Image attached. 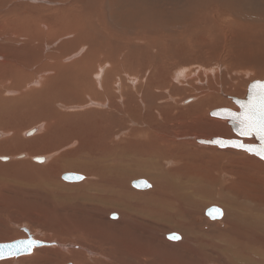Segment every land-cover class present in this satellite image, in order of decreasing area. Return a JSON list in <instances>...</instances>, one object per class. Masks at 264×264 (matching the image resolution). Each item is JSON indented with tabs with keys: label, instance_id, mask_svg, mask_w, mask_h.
Segmentation results:
<instances>
[{
	"label": "rangeland",
	"instance_id": "374dc122",
	"mask_svg": "<svg viewBox=\"0 0 264 264\" xmlns=\"http://www.w3.org/2000/svg\"><path fill=\"white\" fill-rule=\"evenodd\" d=\"M0 2L2 13L13 10L15 26L23 29L20 22L28 21L24 29L32 27L35 33L33 40L21 37L19 43L14 44L12 50L20 52L18 61L23 65L20 69L24 78H16L22 80L19 85L9 83L10 93L0 98V150L10 157H13L11 150L14 156L29 153L20 159L22 161L15 158L0 161V243L25 239L24 227L33 239L65 246L2 259L0 264H231L217 256L211 246H205L213 242L211 240L201 246L196 243L183 249L175 247L183 241L181 233L170 229H177L173 223V227L166 225L161 211L156 212L157 219H150L151 222L140 219L134 222L133 215L125 213L123 216L122 211L92 201L98 191L91 183L97 178L90 173L101 169V163L94 161L107 153L109 144L128 149L127 143L135 146L141 143L146 149L154 140L151 125L164 128L175 142L192 143V148L205 145L201 146L193 138H233L228 123L210 117L209 113L232 107L238 111L231 97L243 98L251 82L264 79V0ZM52 24L66 28L59 34L50 29ZM41 32L44 34L38 36ZM56 60L65 66L60 72L54 70ZM97 66L101 69L96 71ZM39 76L46 77L41 86L33 83L37 89L22 90ZM102 78L106 87L101 90L98 82ZM164 82L167 84L163 85ZM152 96L155 100H150ZM184 100L192 101L184 104ZM198 106H202L206 116L200 117L199 137H192L193 131H187L185 125L190 124L196 114L201 116ZM188 107L192 113L181 111ZM126 110L134 114L133 121L141 122L129 121ZM222 125L227 135L215 133ZM37 127L38 130L32 132ZM170 129L174 134L171 135ZM243 143H254V140L243 139ZM209 146L215 149L213 155L216 156L209 165L199 162L200 155L176 161L179 156L175 154L179 155L182 150H175L173 157L171 154L169 159L161 161V172L171 180L170 184L175 180L169 176L168 168L177 165H184L192 172L216 170L218 180L212 187L207 186L214 195H209L210 200L198 199L201 207L191 210L195 212L192 218L186 217L197 227L193 234L195 239L207 234L212 227H224L222 204L226 200L217 195L216 189L229 182L231 176L235 177L234 183L247 180L253 183V188H264V161L242 150ZM87 153L90 159L84 160ZM44 155L53 159L48 162L43 159L40 163L31 159ZM166 155L168 152L162 153ZM170 160L175 161L174 165L168 163ZM84 161L89 167L81 170L76 163ZM69 172L80 173L84 178L77 183L63 181L60 176ZM138 179L146 180L150 188L144 191L134 188L131 182ZM128 186L137 194L154 189L143 175L130 178ZM212 207L222 210L219 219L206 215L205 211ZM111 214L116 217L110 218ZM88 231L96 236L99 233L98 238L90 236ZM167 234L179 238L173 241ZM146 253L152 255V260L139 258V254Z\"/></svg>",
	"mask_w": 264,
	"mask_h": 264
},
{
	"label": "bare ground",
	"instance_id": "6f19581e",
	"mask_svg": "<svg viewBox=\"0 0 264 264\" xmlns=\"http://www.w3.org/2000/svg\"><path fill=\"white\" fill-rule=\"evenodd\" d=\"M1 5H2V2H0V21L2 22V23H0V98H3V95L7 96V94L10 93V88L11 87L8 86L9 83L12 86H16V85L21 84L20 82L22 81V80L19 81V80L16 79V78L20 79V77L22 76V74H21L22 72H21L20 68H22L23 65L18 61V60H20V56L21 55L18 56L20 54V52L19 53H14L12 48L14 47V44H18L19 43L18 39L21 38V37H23V38L25 37L26 39L28 37H32L28 41L33 40L35 38V33H34V30H33L32 27L24 29L23 25L24 24L28 25V21L20 22V23L23 24V25H21V27L23 29H21L18 26H15L13 22L16 19H15V14L12 12L13 10H10L9 12L6 11V13H2L1 12ZM82 8H84V7H82ZM16 18H17V16H16ZM18 19H22V18H18ZM71 24H73V23H71ZM43 25H45V24H43ZM72 26H74V24ZM46 27L49 28V26H46ZM65 28H62L61 26H58V25L56 26L55 24L50 25V29H52L54 32H58L59 34H60V30H62V29L64 30ZM62 31H61V33H62ZM43 34L44 33L41 32L38 36H42ZM34 42H36V41H34ZM22 45H23V43H22ZM23 46H25V45H23ZM50 58L52 59V57H50ZM73 58H75V57H73ZM56 61H58V60H56ZM59 62L60 61H58L57 64L55 63V65L53 66V67L56 66L57 69H54V68L53 69L55 71L59 70V72H60L61 69L63 67H65V66L61 65V62L60 63ZM93 62H94V60H93ZM99 68L100 67L97 66L96 71ZM181 72H182V70H181ZM94 75H96V74H94ZM93 78H94V76H93ZM44 81H46V77L45 76H39L38 79H35V80L29 82L28 84H26L22 88V90L26 91L27 89H30V88L34 87V86H32L33 83H36L37 86H41V83L44 82ZM177 83H179V81ZM166 84H167V82L163 83V85H166ZM98 87L101 90L103 89V87L104 88L106 87V83L103 81V78L101 80L99 79ZM33 89H37V88L34 87ZM120 90H121V87H120ZM134 90L136 91V88H134ZM175 91H177V90H175ZM13 92L20 93L19 91H14V90H13ZM128 95L132 96V94H128ZM153 97L154 96H152L150 98V100H155V98L153 99ZM209 97H211V96H209ZM232 98L240 99L238 97H232ZM243 98H241V99H243ZM5 100H6V98H5ZM191 101L184 100V104H188ZM93 102L96 103V104H99L98 101H93ZM141 104L144 105L143 100H141ZM170 105H172V104H170ZM173 107H175V106H173ZM198 107H199L198 110L201 112L200 113L201 116L199 114H196L194 117L191 118V121H190L191 123L190 124H187V125L182 124V126H184V125L186 126V130L187 131H190V129L193 131L192 137L193 136L199 137L197 135V130H198V128L201 125L199 124L200 125L199 126L198 123L200 122V117L203 118V117L206 116V114L204 113L205 110H203L202 106H198ZM70 108H72V107H70ZM125 108H126V106H125ZM229 109H231L233 111H236V107L235 108L232 107V108H229ZM126 111L128 112L129 121L134 122V123L141 122V121H136V122L133 121L134 119H132L131 116L134 117V114H132L128 110H126ZM181 111H183L185 113L186 112L187 113H192L193 112L191 107L186 108V110L181 109ZM209 116H210V113H209ZM224 121H226V120H224ZM148 123L149 122H147V124ZM226 123H228V122L226 121ZM140 124H143V123H140ZM174 124H175V122H174ZM174 126H176V125H174ZM228 126H229V124H228ZM224 127L225 126L222 125L220 127V131H216L215 133L220 135V132H222L221 133L222 135H227L228 131L227 130L225 131ZM41 128L42 127H40L39 131H41ZM229 128H230V130L232 132V129H231L230 126H229ZM36 129L38 130V127L33 129L32 132L35 133V131H37ZM151 131L153 132L151 134L153 135L154 140L151 141V143H149L146 146V149L142 148L141 143L136 144V146L134 144L127 143V148L128 149L124 148L123 145L114 146V145L108 143L110 148L109 147L106 148L107 153L103 154L98 159H96L97 161H94V163H98V162L101 163V166H100L101 169L91 171V173H90L91 177L94 176V179L97 178L96 182H91V183L96 185L97 189H96V187H95V189H96V191H98V193H96V195L92 197V199H93L92 201H94V202L96 201L97 204L101 203V205L105 204L111 210L122 211V212H124L123 216H125V213L127 215H129V216L133 215L135 217L134 222H138V219H140L142 221L146 220L145 222H148L150 219H151V221H153L154 218H156L155 217L157 215L156 212L161 211V213L163 214V218H165V220H166L165 221L166 225H170L171 226V223H173L174 226L175 225L177 226V229L175 227H173V226H171L173 228H170V229L177 230V231H179L181 233L183 241L181 240L182 243H180L179 245L177 244L178 246L176 245L175 247H180L181 249H183V246L184 247H189V246H192V245H194L196 243L199 246H201V245H203L202 243H204V242H206L208 240H211L213 242H211L210 244H206L205 246L206 247H210L211 246L212 248L210 247V249H212V251L216 252L217 256L220 255L221 258L227 259L228 261H230L231 264H264V190H262L264 188H261V189L259 187L253 188L254 187L253 183L252 182H248L247 180H245L244 183H242L241 179H238V182H241L242 184L241 183H234V182H236L235 181V177L231 176L232 179L229 182L225 181L226 182L225 185H223L218 190L216 189V191L218 192L217 195L224 196V198L226 200L224 202V204L220 203V204L224 205V212L223 213H224L225 216H224V218H222L223 220L221 221V222L224 223L223 224L224 227L223 228H218V227L214 228V227H212V229H208L206 231L207 234L202 235L201 238H197V239L193 238L194 231L197 230V227H196V225L192 224V222H191V220L189 218V217L192 218V214H195V212L192 213L191 210L193 208H195V207L196 208H200L201 207L200 206L201 202L199 203L198 199H199V201H200V199H204V198L210 200V196L209 195H211V196L214 195V192L213 193L209 192V190L207 189V186L209 187V186L213 185V183H216L215 181L218 180V179H216V175H215L216 170H214V171L204 170V171L192 172V171L188 170V167L185 168L184 165L183 166H181V165L178 166L177 165L174 168L173 167L168 168L169 170H171L170 173H169V176H171L173 178V180H175V183L171 182V184H170L171 180L168 181L165 178L164 172H161L163 170L162 167H161V161L163 163V160H166L167 158L169 159L171 154H172V157H173L174 154L177 151L182 150L184 152L179 153V155L175 154V156H179L176 159V161L179 160L181 162V161H183L184 158H188V157L189 158H196V157H199V155H200L201 158L199 157V160H201V161H199V162H201V163L205 162L204 164L209 165V164L212 163L213 160H216V156L213 155L215 153V149H213L211 146H209V144H205L204 146H202V143H200L199 140H205V138L203 136H201V137H203L204 139L203 138L202 139L201 138L200 139L193 138V139H194V141H196L199 144H201V146H202L201 148L202 149H206L210 153L204 152L201 148H197V147L196 148H192L193 144L190 143V142H182V141L181 142H175V140L170 139V137H172V136H168V134H167V132H166V130L164 128L163 129L162 128H155V125H154V127L151 125ZM171 131H173V130H171ZM27 133H29V132H27ZM172 134H174V131L171 132V135ZM233 135H234V133H233ZM218 138H220V137H218ZM177 139H178V137H177ZM231 139H237V137L234 135L233 138H231ZM17 141H19V139ZM205 141H208V140H205ZM242 142H243V139H242ZM244 142H246V140H244ZM250 144H252V143H250ZM1 148H3V147L1 146ZM113 148H115V149H113ZM23 150H24V148H23ZM175 150H177V151L175 152ZM235 150H237V149H235ZM11 151L14 152V150H11ZM58 151H60V150H58ZM58 151L53 152V153H57ZM164 152H168V155L162 156V153H164ZM4 153L2 152V149H1L0 150V156H1L0 157V161L7 160V159L9 160L11 158H15L17 160H20L22 158H25V155L29 156V153L26 154L27 152L25 154H23L21 152V154H17L15 156L11 153V155L13 157H10L9 155L6 156V154H4ZM61 155L62 154H60L58 156L60 157ZM172 157H171V159H172ZM35 158H38V159L43 158L45 162L46 161L48 162L49 160H51L50 158H52V157L48 158L47 155H44V156H38V157H35ZM29 159H30V157H29ZM31 159L35 163H40V162L34 161V158H31ZM86 159H90V153H87V155H84V160H86ZM174 160L173 161L170 160V161H168V163L171 162V164L174 165L173 164L175 162ZM20 161H22V160H20ZM185 161H186V163L188 162L187 160H185ZM85 162L86 161L78 162V163H76V165L78 166L79 169L83 170V169L89 167L88 164H84ZM67 164L68 163H66V165ZM11 167H14V165L11 166ZM69 167H70V162H69ZM262 167H263V170H264V166H262ZM1 169H2V167H1ZM48 170H50V169H48ZM69 173H74V172H69ZM74 174H77V175L80 176V173L79 174L78 173H74ZM140 175L145 176V178L147 177V179L152 183V185H153L152 189L154 188L153 191H151L149 193H144L143 192L142 194H137V193L133 192L129 188L128 180L130 178L137 177V176H140ZM212 175H214L215 177L212 176ZM60 178H61V176H60ZM138 180H143V179H138ZM81 181H79V182H81ZM135 181H137V180L132 181L131 185ZM143 181L146 183V187L144 189H142L141 191L148 190L150 188V184L146 180H143ZM177 181H179V182L177 183ZM72 183H77V182H72ZM204 186H206V188H204ZM92 189H94V187ZM195 197L197 198V201L195 200ZM230 199H232V201ZM88 201H90V200H88ZM92 201H90V202H92ZM246 203H248V204H246ZM213 208L221 210L218 207H213ZM187 216H189L188 217L189 219L186 218ZM115 217H116V215H114V214L110 215V218H112V219H114ZM220 217H221V215L219 216V218ZM186 219H188V220H186ZM151 221H149V222H151ZM111 225H112V223H111ZM23 229H26V228L23 227L22 231H23ZM74 229H76V228H74ZM88 232H89L90 236H93L94 238H98V236H99V233L96 236V233H93L91 231H88ZM169 235H173V236H176V237L179 238V236L175 235V234H169ZM100 238H101V236H100ZM178 238H176V239L169 238V239L174 241V240H177ZM203 239H206V240H203ZM34 240H36V239H34ZM215 240H217V241L215 242ZM37 241H39V240H37ZM47 243H52V244L50 246H43V247H40V248L32 249V252L29 254V256L35 251H37V252L44 251V250H41V249L55 248V247L60 248V249H64L65 248V246L60 245L57 242L56 243L47 242ZM85 250H87V249H85ZM208 251H209V249H208ZM139 256H140L139 258H141L143 261L152 260V258H151L152 255L147 254V253L146 254H139ZM139 258H137V259H139Z\"/></svg>",
	"mask_w": 264,
	"mask_h": 264
},
{
	"label": "water",
	"instance_id": "95a60500",
	"mask_svg": "<svg viewBox=\"0 0 264 264\" xmlns=\"http://www.w3.org/2000/svg\"><path fill=\"white\" fill-rule=\"evenodd\" d=\"M264 83V79L259 81H253L251 82L248 86H247V91H246V95L243 99H237V98H232L231 100L232 102L237 106L238 111H233L231 109L228 108H220V109H214L210 111V116L214 117V118H218L221 120H226L229 124V126L232 129V132L234 133V135L237 137V139H222V138H213L211 140L205 141V140H199L200 143L203 144H209V145H214L217 146L218 148H232V149H237V150H242L245 151L246 153L250 154L248 150H251V152L253 154L250 155H254L255 157L258 158V155H256L255 153L258 152V150L261 148V145L264 144V141H261L259 136L256 134H250L249 136H242L241 135V129H240V125L237 123L236 118L240 117L241 114L244 112V108L240 107V104H248L249 101V97L253 96L255 98V102L259 103V89H258V85ZM253 139L254 143L252 144H248V143H243L242 139ZM242 146V148H241ZM262 161H264V159L258 158ZM34 161L37 162H42L43 158H34ZM61 179L65 182H79L83 179V176H79L77 174L74 173H63L61 175ZM132 186L136 189H144L146 187V183L143 180H137L135 182L132 183ZM216 208H209L206 210V215L208 217L209 213H212L214 216H216L217 218L215 219H219V212H214L213 210ZM211 218V217H210ZM214 219V218H212ZM23 231L26 233L27 237L25 239H17L15 241L12 242H8V243H0V249H2L3 251V259H7V258H12V257H19V256H25V255H29L32 252V249L35 248H40L43 246H50L52 243H47L44 241H37L34 240L31 235L28 233V230L23 229ZM173 235H168L167 237L170 238ZM29 242H31V245H29ZM2 260V259H0Z\"/></svg>",
	"mask_w": 264,
	"mask_h": 264
},
{
	"label": "snow or ice",
	"instance_id": "6c2138e0",
	"mask_svg": "<svg viewBox=\"0 0 264 264\" xmlns=\"http://www.w3.org/2000/svg\"><path fill=\"white\" fill-rule=\"evenodd\" d=\"M259 103L255 102V98L253 96L249 97L248 104H240L241 108H244V112L240 117H237V123L240 125L241 135L249 136L250 134H256L259 136L261 141H264V83L259 84ZM242 148V146H241ZM250 154H253L251 150H248ZM258 158L264 159V144L261 145V148L257 153ZM214 212H219L222 216V211L218 209H214ZM211 218H217L212 213H209ZM171 239H176L178 237L171 236ZM31 245V242H29ZM3 251L0 249V259H3Z\"/></svg>",
	"mask_w": 264,
	"mask_h": 264
}]
</instances>
